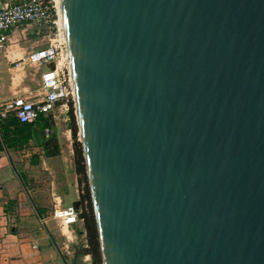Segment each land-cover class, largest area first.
I'll use <instances>...</instances> for the list:
<instances>
[{
  "label": "water",
  "instance_id": "obj_1",
  "mask_svg": "<svg viewBox=\"0 0 264 264\" xmlns=\"http://www.w3.org/2000/svg\"><path fill=\"white\" fill-rule=\"evenodd\" d=\"M60 12L102 264H264V0Z\"/></svg>",
  "mask_w": 264,
  "mask_h": 264
},
{
  "label": "crops",
  "instance_id": "obj_2",
  "mask_svg": "<svg viewBox=\"0 0 264 264\" xmlns=\"http://www.w3.org/2000/svg\"><path fill=\"white\" fill-rule=\"evenodd\" d=\"M22 1L0 0V4ZM38 28L32 24L15 26L8 32L7 50L0 45L3 105L16 92L29 101L40 98L38 88L44 68L25 63L30 52L47 46L45 40L38 39ZM55 114L56 119L42 115L49 122L47 127L38 120L33 123L31 130L40 129L39 139L31 133V139L23 145L19 143L22 124H3L14 118L11 115L0 121V264H64L59 250L64 257L67 254L66 261L77 252L70 250V243L51 216L52 194L66 208L79 207L82 192L75 171L71 130L54 123L60 116L64 123L69 117L58 111ZM61 237L64 241L60 244Z\"/></svg>",
  "mask_w": 264,
  "mask_h": 264
},
{
  "label": "built area",
  "instance_id": "obj_3",
  "mask_svg": "<svg viewBox=\"0 0 264 264\" xmlns=\"http://www.w3.org/2000/svg\"><path fill=\"white\" fill-rule=\"evenodd\" d=\"M59 12L56 0H25L0 4V45L4 51L9 44L8 32L15 26L35 25L45 30L48 38L46 47L30 52L25 58V63L30 66L45 68L40 74V98L29 101L23 94L16 92L7 105L0 103V121L11 115L21 124H33L42 115H50L56 119V111L67 114L69 105L75 110L73 79L64 29L59 23ZM49 64H53L52 69L46 68ZM78 141L80 142V138ZM51 200V216L57 221L67 244L71 243V225L78 214L73 207H61L57 195L52 194ZM65 248L67 249V245ZM84 260H90V256H84Z\"/></svg>",
  "mask_w": 264,
  "mask_h": 264
},
{
  "label": "trees",
  "instance_id": "obj_4",
  "mask_svg": "<svg viewBox=\"0 0 264 264\" xmlns=\"http://www.w3.org/2000/svg\"><path fill=\"white\" fill-rule=\"evenodd\" d=\"M69 129L71 130V135L73 138V150H74V165H75V171L78 175V184L79 186H82L80 199H79V206L80 211L83 215L82 222L83 227L86 235L88 250H85L81 254V256L89 255L91 260L93 261V264H102V259L100 255V248L98 243V235H97V229H96V223L94 219V214L92 210L91 205V199H90V193L89 188L87 184V178L85 173V165H84V159L82 155V148L80 143L76 140V123H75V117L73 115L72 107H70L69 112ZM38 121H41L45 124L47 127L49 125L48 120L43 118V116H40ZM7 123H19L18 120L15 118H11L7 121H5L3 124ZM33 124H22V128L19 131L20 136L22 138L19 139L20 145L25 144L29 139H31L32 135V127ZM3 138L7 141V137L3 134ZM54 140V138H53Z\"/></svg>",
  "mask_w": 264,
  "mask_h": 264
},
{
  "label": "rangeland",
  "instance_id": "obj_5",
  "mask_svg": "<svg viewBox=\"0 0 264 264\" xmlns=\"http://www.w3.org/2000/svg\"><path fill=\"white\" fill-rule=\"evenodd\" d=\"M37 31L40 34L38 36V39H43V40H45L44 42H48L46 31L40 27L37 29ZM8 106L10 108V105H8ZM69 106L71 107V105H69ZM70 107H69V109H70ZM72 110H73V115L75 117V123H76V128H77V131H76L77 139L76 140L78 141V139L81 137L79 136L80 134H79L78 126H77L75 110H74V108H72ZM66 115L69 117L68 113ZM61 118H62V116H60L57 120H55L54 123L55 124H61V125H63V127H65V126L69 127V121L64 123L60 120ZM72 140H73V138H72ZM80 145H81V143H80ZM81 189H82V186H81ZM79 210H80V206H79ZM80 213H81V211H80ZM80 221H82V220L79 218V215H77L75 217L74 221L72 222V225H71V234H73L74 236H73L72 242L70 243V250L72 252H74V251H77V252H74V255H73V253H71V255L68 256V258H67V260H68L67 262H69L71 264L75 260V256H76V264H93V261L91 260V258H90V260L85 261L84 256L82 257L81 254H79V253H83L85 250H88V245H87L84 227H83V224L81 225ZM63 241H64V239L61 237L60 241H59L60 244ZM71 246H72V248H71ZM75 253L77 255H75ZM66 256H67V254L65 255V258H66Z\"/></svg>",
  "mask_w": 264,
  "mask_h": 264
},
{
  "label": "bare ground",
  "instance_id": "obj_6",
  "mask_svg": "<svg viewBox=\"0 0 264 264\" xmlns=\"http://www.w3.org/2000/svg\"><path fill=\"white\" fill-rule=\"evenodd\" d=\"M57 1V5H58V8H60V0H56ZM59 14H61V12H59ZM59 23H60V25H61V27H63V23H62V17H61V15H60V20H59ZM63 35H64V30H63ZM64 39H65V36H64ZM66 41V40H65ZM79 136L81 137V133H80V131H79ZM80 140H81V138H80Z\"/></svg>",
  "mask_w": 264,
  "mask_h": 264
}]
</instances>
